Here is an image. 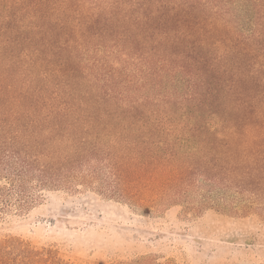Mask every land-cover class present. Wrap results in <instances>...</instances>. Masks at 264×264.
I'll return each mask as SVG.
<instances>
[{"label":"trees","instance_id":"16d2710c","mask_svg":"<svg viewBox=\"0 0 264 264\" xmlns=\"http://www.w3.org/2000/svg\"><path fill=\"white\" fill-rule=\"evenodd\" d=\"M2 171L24 201L98 179L148 207L204 178L253 205L264 0H0ZM12 244L0 241V264Z\"/></svg>","mask_w":264,"mask_h":264},{"label":"rangeland","instance_id":"374dc122","mask_svg":"<svg viewBox=\"0 0 264 264\" xmlns=\"http://www.w3.org/2000/svg\"><path fill=\"white\" fill-rule=\"evenodd\" d=\"M4 175L0 241L13 243L11 264H264V197L252 205L235 187L196 178L139 207L98 179L24 201Z\"/></svg>","mask_w":264,"mask_h":264}]
</instances>
